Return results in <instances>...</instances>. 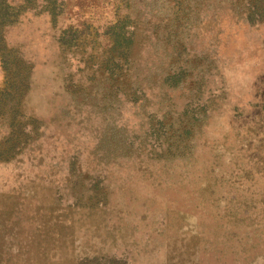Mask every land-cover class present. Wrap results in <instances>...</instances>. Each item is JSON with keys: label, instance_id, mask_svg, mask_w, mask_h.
I'll return each instance as SVG.
<instances>
[{"label": "rangeland", "instance_id": "1", "mask_svg": "<svg viewBox=\"0 0 264 264\" xmlns=\"http://www.w3.org/2000/svg\"><path fill=\"white\" fill-rule=\"evenodd\" d=\"M6 1L0 264H264V0Z\"/></svg>", "mask_w": 264, "mask_h": 264}, {"label": "trees", "instance_id": "2", "mask_svg": "<svg viewBox=\"0 0 264 264\" xmlns=\"http://www.w3.org/2000/svg\"><path fill=\"white\" fill-rule=\"evenodd\" d=\"M254 9L257 11L259 6L256 5ZM18 14L16 8L8 5L6 0H0V62L11 82L10 87L2 92L5 101L6 99H17L18 92H20L28 78L24 75L23 68L18 64V61L22 63L20 55L17 51L8 48L5 40V29L16 21ZM128 47H130V41H126L125 38H118L114 43L115 49L126 50Z\"/></svg>", "mask_w": 264, "mask_h": 264}, {"label": "bare ground", "instance_id": "3", "mask_svg": "<svg viewBox=\"0 0 264 264\" xmlns=\"http://www.w3.org/2000/svg\"><path fill=\"white\" fill-rule=\"evenodd\" d=\"M35 193V192H34Z\"/></svg>", "mask_w": 264, "mask_h": 264}]
</instances>
